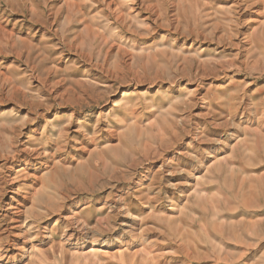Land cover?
I'll list each match as a JSON object with an SVG mask.
<instances>
[{"label":"rangeland","instance_id":"obj_1","mask_svg":"<svg viewBox=\"0 0 264 264\" xmlns=\"http://www.w3.org/2000/svg\"><path fill=\"white\" fill-rule=\"evenodd\" d=\"M0 264H264V0H0Z\"/></svg>","mask_w":264,"mask_h":264},{"label":"bare ground","instance_id":"obj_2","mask_svg":"<svg viewBox=\"0 0 264 264\" xmlns=\"http://www.w3.org/2000/svg\"><path fill=\"white\" fill-rule=\"evenodd\" d=\"M71 212H72V211H71ZM130 227H132V226H130ZM104 248H108V244H107V243H105ZM23 253H24V252H23ZM22 260H24V257H23V256H20V260H19V261H22Z\"/></svg>","mask_w":264,"mask_h":264}]
</instances>
